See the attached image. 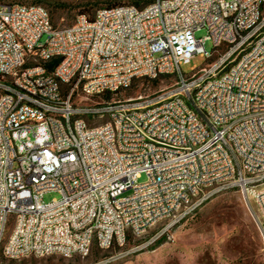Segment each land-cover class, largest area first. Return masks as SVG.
Instances as JSON below:
<instances>
[{
	"label": "built area",
	"instance_id": "2783aa9c",
	"mask_svg": "<svg viewBox=\"0 0 264 264\" xmlns=\"http://www.w3.org/2000/svg\"><path fill=\"white\" fill-rule=\"evenodd\" d=\"M144 1L57 28L0 0V264L94 247L113 264L231 191L264 253V0ZM196 55L211 65L183 73ZM163 76L152 97L74 104Z\"/></svg>",
	"mask_w": 264,
	"mask_h": 264
},
{
	"label": "rangeland",
	"instance_id": "374dc122",
	"mask_svg": "<svg viewBox=\"0 0 264 264\" xmlns=\"http://www.w3.org/2000/svg\"><path fill=\"white\" fill-rule=\"evenodd\" d=\"M8 3L32 5L31 0H1ZM110 0H47L44 7L50 14L52 23L57 28L72 26L82 11V5L94 4L89 12H95ZM127 3V0H122ZM88 16V15H87ZM206 35L203 30L198 37ZM47 37H43L42 42ZM208 52H213V44L208 41L205 45ZM212 61L196 55L188 64L182 65L183 73L193 74L210 66ZM175 78H160L156 81L139 79L129 90L113 94L110 101H126L140 97H152L162 93L175 85ZM92 105L107 102L103 96L83 100L79 92L74 97V104ZM146 175H142L139 183L146 182ZM61 197L56 192H48L43 201L51 203ZM153 236V231L146 236L147 240ZM142 240V241H144ZM134 241H131L133 244ZM110 252H103L94 247L86 258L74 257L63 259L58 256L47 258H26L18 261H3L2 264H95ZM2 257L0 256V260ZM113 264H264L262 251V237L255 226L245 206L243 197L238 191L223 193L197 211L173 231L170 241H163L147 251L137 253Z\"/></svg>",
	"mask_w": 264,
	"mask_h": 264
},
{
	"label": "trees",
	"instance_id": "16d2710c",
	"mask_svg": "<svg viewBox=\"0 0 264 264\" xmlns=\"http://www.w3.org/2000/svg\"><path fill=\"white\" fill-rule=\"evenodd\" d=\"M46 1L47 0H31V2H32V5H45L46 4ZM128 2L127 3H125V2H122V0H110V1H106V5L105 6H103V7H100V8H105V7H117V6H120V5H122V4H131V5H135V6H137V7H140V8H142V7H144L147 3L144 1V0H127ZM82 11H81V13H80V15H82V14H85V15H88V17L92 20L93 18H94V15L93 14H91L90 15V11H91V9L94 7V4L92 5L91 3H86V4H83L82 6ZM99 8V9H100ZM96 13V12H95ZM79 16V15H78ZM52 21V20H51ZM57 61H54V62H52L51 64H49V69H53L56 65H57ZM164 78H168V77H166V76H163ZM162 78V77H161ZM160 79V78H159ZM138 81V80H137ZM137 81H135L134 82V84H133V86L137 83ZM152 81H156V80H152ZM132 86V87H133ZM131 87V88H132ZM130 88V89H131ZM126 91V90H125ZM121 92H123V91H120V92H117V93H105L104 95H102L106 100H107V102L108 101H110L111 100V98H112V95L113 94H118V93H121Z\"/></svg>",
	"mask_w": 264,
	"mask_h": 264
}]
</instances>
